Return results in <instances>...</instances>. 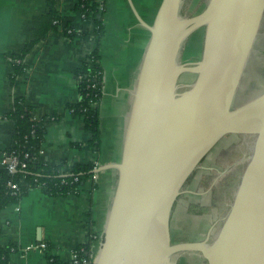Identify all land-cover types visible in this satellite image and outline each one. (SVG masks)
<instances>
[{"label":"water","instance_id":"1","mask_svg":"<svg viewBox=\"0 0 264 264\" xmlns=\"http://www.w3.org/2000/svg\"><path fill=\"white\" fill-rule=\"evenodd\" d=\"M162 0L132 92L94 264H176L196 251L207 264H264V91L232 107L264 14V0H207L182 14ZM203 30L200 58L181 61ZM191 73V82H180ZM228 135L253 136L252 152L215 234L175 242L173 208L202 159Z\"/></svg>","mask_w":264,"mask_h":264},{"label":"crops","instance_id":"2","mask_svg":"<svg viewBox=\"0 0 264 264\" xmlns=\"http://www.w3.org/2000/svg\"><path fill=\"white\" fill-rule=\"evenodd\" d=\"M161 1L106 0L103 32L98 36L94 17L83 18L75 8L77 0H55L62 23H69L76 35L49 33L26 55L25 71L13 84L10 56L22 51L33 23L46 9V0H0V167L3 150L12 145L14 126L6 115L15 96L33 107L35 118L57 115L45 123L39 151L42 163L58 165L64 160L67 164L60 171L67 172L74 163L101 166L118 161L132 92L149 42V26ZM260 33L264 47V14L256 40ZM261 46L254 58L256 69L264 49ZM95 49L102 67V96L97 108L99 147L90 143L92 135L83 119L68 109L79 98L76 70L89 62ZM249 77L253 81L255 72ZM115 175L113 169L93 172L78 194L53 196L29 188L19 201L0 209V248L15 247L8 253L7 264H48L51 256L65 263L73 250L89 243L91 228L97 234L91 244V257H95ZM92 182L96 187L91 192ZM179 227L171 228L173 240H189ZM41 243L46 244L45 249L38 246Z\"/></svg>","mask_w":264,"mask_h":264},{"label":"trees","instance_id":"3","mask_svg":"<svg viewBox=\"0 0 264 264\" xmlns=\"http://www.w3.org/2000/svg\"><path fill=\"white\" fill-rule=\"evenodd\" d=\"M105 3L106 0H77L75 4L76 10L81 13L83 18L94 17L95 32L98 36L103 32L102 15ZM58 31H62L71 38L76 35V31L69 23H62L55 0H46V9L33 23L31 33L27 37L22 51L10 56L13 67L11 75L13 84L25 71L24 59L26 55L49 33ZM76 78L79 98L75 103L68 105V109L73 116L83 119L86 130L90 131L92 135L90 143L94 147H99L100 132L97 108L102 96V67L98 49L93 51L89 62L76 70ZM92 84L95 86L92 87ZM92 102H95L93 107ZM33 111V107L27 104L23 97L15 96L6 115L13 122L14 134L11 137V147L4 149L3 153L5 156L14 155L17 165L14 172H9L6 165L0 167V209L19 201L29 188H39L42 192L53 196L78 194L86 180L93 174V164L90 162L74 163L67 172L60 171L61 167L67 164L64 160L58 165L41 162L39 151L45 134V123L51 118H56L57 115L35 118ZM21 163H24L25 166L21 167ZM22 177L24 182L21 181ZM12 183L16 184V188L10 186ZM95 187V183L92 182L90 191L92 192ZM96 239L97 234L91 228L89 243L75 249L79 258L86 259L87 264H93L91 262V244ZM14 248V246L0 248V264H7L8 253ZM54 264L65 263L54 257Z\"/></svg>","mask_w":264,"mask_h":264},{"label":"flooded vegetation","instance_id":"4","mask_svg":"<svg viewBox=\"0 0 264 264\" xmlns=\"http://www.w3.org/2000/svg\"><path fill=\"white\" fill-rule=\"evenodd\" d=\"M253 136L228 135L222 138L202 159L203 168H198L185 185L192 193H184L179 199L172 221L185 219L196 236L189 240H200L211 228L215 234L226 215L234 193L240 183L247 160L252 152ZM185 200L183 201V199ZM191 208L200 209L192 213ZM176 215L177 218H174ZM171 221V224H172ZM208 227H205L207 226ZM194 230V231H193ZM176 242V241H175ZM176 264H207L196 251L185 252Z\"/></svg>","mask_w":264,"mask_h":264},{"label":"rangeland","instance_id":"5","mask_svg":"<svg viewBox=\"0 0 264 264\" xmlns=\"http://www.w3.org/2000/svg\"><path fill=\"white\" fill-rule=\"evenodd\" d=\"M206 3H207V0H184L182 14L184 15L185 14L187 15L196 14L205 7ZM262 36L263 34L260 33L256 40L254 49H252L253 51L250 55L249 61L245 68L238 91L234 97L232 107H236L240 105L243 101L248 100L251 97L257 95V93L264 91V49H263L264 47L263 45L261 46V41H260V37ZM202 41H203V30L199 29L195 31L185 42L183 49L181 51L180 60L181 61L198 60L201 55ZM260 46H261V50L263 49V51H261V56H260L259 63H258L259 67L256 69L254 58L258 55ZM252 71L255 72V77H254L255 80L253 79V81H251L249 77L251 76ZM193 78H194L193 74L185 73L181 76L180 82L188 83V82H191ZM180 198L181 196L179 197V199ZM179 199H178V202H179ZM184 200L185 198L183 199V201ZM178 202L175 204L173 208V213L177 209ZM199 210L200 209H197V208H191L189 211L192 213L193 212L198 213V212H201ZM174 214H177V213H174ZM175 216L176 215H174V218ZM181 221H183L181 222L182 226L179 227L178 226L179 222L173 220L171 228L174 230L175 228L179 227L181 231L183 230V233L185 234V235L183 234V237H186L187 239L194 238L196 236V232L190 231L189 228L191 227L189 226V224L186 223L187 221L185 219ZM205 227H208V224Z\"/></svg>","mask_w":264,"mask_h":264},{"label":"built area","instance_id":"6","mask_svg":"<svg viewBox=\"0 0 264 264\" xmlns=\"http://www.w3.org/2000/svg\"><path fill=\"white\" fill-rule=\"evenodd\" d=\"M100 8H102L100 6ZM95 84H92V87H94ZM95 105V102H92V107ZM3 165L7 166V169L9 172H14L16 169V165H17V160L16 157L14 155L11 156H5L4 160H3ZM21 167H24L25 164L21 163L20 165ZM99 165L98 164H94L93 165V169L97 168ZM21 179H24L23 177ZM10 186L12 188H16V184L12 183L10 184ZM40 248L45 249L46 248V244L45 243H41L38 245ZM94 258L95 257H91V262L94 264ZM48 264H54V256H51L48 258ZM65 264H87V260L86 259H81L78 256V253L76 252V250H73L70 259L65 262Z\"/></svg>","mask_w":264,"mask_h":264}]
</instances>
